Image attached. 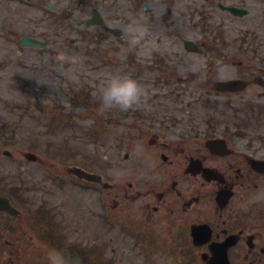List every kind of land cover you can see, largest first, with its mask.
<instances>
[{"label":"flooded vegetation","instance_id":"obj_1","mask_svg":"<svg viewBox=\"0 0 264 264\" xmlns=\"http://www.w3.org/2000/svg\"><path fill=\"white\" fill-rule=\"evenodd\" d=\"M177 28L198 32L185 23L173 25ZM181 43L177 50L172 43L176 52L169 57L153 50L148 60H135L138 77L146 72L153 76L150 91L165 88L152 96L143 94L142 101L172 97L171 89L177 101L188 97V114L197 106L203 109L201 124L176 114L159 120L137 105L121 110L120 154L126 152L120 160L119 190L104 179V166L97 173L100 183L77 177L75 166L64 174L55 167L36 185L45 193L40 204L28 196L33 180H0V196L17 209L0 211V264H51L53 249L63 254L65 264H75L76 246L86 250L97 243L107 251L108 195L120 216V264H264V69L256 73L252 66H231L232 76L224 81L241 80L244 85L226 90L216 72L220 56L215 41L207 43L202 36L185 37ZM205 55L217 59L207 73L189 66L194 59L203 62ZM220 96L222 101L217 100ZM241 102L244 114H236ZM93 184L101 187L94 200V222L74 210L77 186L92 195Z\"/></svg>","mask_w":264,"mask_h":264},{"label":"rangeland","instance_id":"obj_2","mask_svg":"<svg viewBox=\"0 0 264 264\" xmlns=\"http://www.w3.org/2000/svg\"><path fill=\"white\" fill-rule=\"evenodd\" d=\"M40 2L42 3L38 7L37 0H0V128L6 127L8 132L0 138V150L6 147L14 157L9 159L0 154V172L18 179L33 180L34 185L29 188L28 196L35 204H40L45 196L42 186L36 187L44 173L38 169L37 163L23 159L20 154L25 152H33L38 158L42 156V160L49 159L52 162L47 164L55 166L59 154L75 149L78 163L86 158L92 159L94 169L100 166L97 159L107 164L109 171L105 174L120 189V160H123L126 152L124 150L120 154V121L112 119V115H107L106 111H96L91 119L82 120L76 116L84 112L79 107L73 113V127H64L65 129L56 134L51 128L48 129V123L56 107L68 105L70 93L73 94L70 87L78 92L83 86L89 85L94 89V98L101 101V85L112 75L135 78L142 85L143 94L147 96L165 90L148 89L153 77L149 72L144 75L145 79L137 75L138 65L134 61L138 58L140 62L148 60V56L142 55L138 46L129 47L127 28L133 22L147 25V39L153 41V50L157 56L162 54V57H169L176 52L172 51V43L173 50H177L176 44L180 49L181 40L185 37H215L216 41L220 40V58L217 60L205 55L203 62L194 59V64L189 66L204 68L207 73L211 62L217 60L216 72L222 78L232 76L234 67H231L230 59L234 61L233 66H252L256 73L264 69V0H92L84 7L73 0ZM49 3L58 6L60 14L51 13L46 6ZM219 3L245 5L251 13L245 18H235L221 11L218 8ZM94 8L103 13L108 30L120 32L119 38L99 26L84 25ZM170 8L172 18L168 21L166 15ZM62 14L66 17H62ZM182 23L198 32L192 33L188 30L184 33L180 28L173 29V25L179 26ZM202 26L207 30L202 29ZM83 32L94 34L95 37L92 41H83ZM25 36L41 40L47 47L43 50L22 48L19 42ZM71 40L78 42L71 43ZM135 50L138 51L135 53ZM60 55L64 58L59 59ZM177 73L178 78H181L178 70ZM176 92H181L180 87H177ZM170 94L172 97L166 94L165 97L151 102L142 101V95L137 107L148 115L155 114L159 120L176 114L189 117V120H195L200 125L204 116L203 109L197 106L188 114V97H181L177 101L171 89ZM223 99L217 98L219 101ZM35 103L39 106H34ZM242 103L236 107H241ZM182 104L184 112L181 110ZM193 116L194 118H190ZM170 124L174 125V122L170 121ZM183 125L191 126L188 123ZM84 131L91 132L89 141L83 139ZM260 131L264 135V128ZM95 132L98 133V138H95ZM135 142L136 140L133 141ZM45 149L52 150L55 158L45 155ZM42 160L39 161L43 162ZM59 164L62 168L70 166L69 163L68 166H63L60 162ZM21 167H25V172L21 171ZM91 169L100 173L93 166ZM76 193L82 194L80 191ZM92 194L93 196L76 194L77 209L72 206L69 198L68 203L70 209L74 208L76 216L82 217L85 214L94 222L96 218L92 212L95 208V194ZM107 237V256L109 261H113L109 264H120V232L117 228L114 231L109 230ZM122 252L124 251L121 250V255H124Z\"/></svg>","mask_w":264,"mask_h":264},{"label":"clouds","instance_id":"obj_3","mask_svg":"<svg viewBox=\"0 0 264 264\" xmlns=\"http://www.w3.org/2000/svg\"><path fill=\"white\" fill-rule=\"evenodd\" d=\"M130 48L140 49L144 56H150L154 43L147 39L148 27L139 22H133L127 28ZM143 95V87L131 76L112 75L101 85L100 99L104 108H119L126 111L137 105ZM51 264H65V258L58 250L49 253Z\"/></svg>","mask_w":264,"mask_h":264},{"label":"water","instance_id":"obj_4","mask_svg":"<svg viewBox=\"0 0 264 264\" xmlns=\"http://www.w3.org/2000/svg\"><path fill=\"white\" fill-rule=\"evenodd\" d=\"M230 11L234 12V13H240V14H245L246 12L245 11H241V10H238V9H234V8H229Z\"/></svg>","mask_w":264,"mask_h":264}]
</instances>
